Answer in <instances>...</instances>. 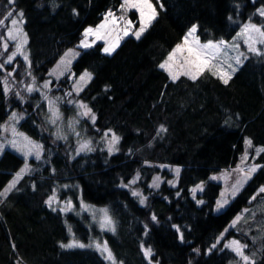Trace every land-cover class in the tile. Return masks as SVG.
<instances>
[{"label": "trees", "instance_id": "16d2710c", "mask_svg": "<svg viewBox=\"0 0 264 264\" xmlns=\"http://www.w3.org/2000/svg\"><path fill=\"white\" fill-rule=\"evenodd\" d=\"M120 3L0 0V19L10 9L23 13L28 56L26 66L17 58L0 68V123L13 109L22 110L17 128L42 149L40 159H29V171L0 199V264H107L92 249L60 247L68 238L64 218L75 236L85 239L87 229L86 214L54 211L45 203L58 185L60 195L74 198L79 191L84 202L108 208L115 231L100 236L120 264H226L233 258L226 248H209L230 219L252 203L264 168L219 212L213 210L219 184L206 179L234 166L246 140L252 141L245 147L250 152L264 148V54L247 56L228 84L208 71L196 80L181 75L172 81L159 65L192 25L200 42L230 39L245 20L264 27L256 12L264 9V0H154L157 16L139 39L123 33L111 54H104L99 42L79 49L69 72L51 80L49 91L62 97L65 117H74L69 99L92 109L95 122L87 117L78 122L91 151L79 154L72 136L52 133L37 93L22 96L21 104L14 90L3 89L7 71L18 90L27 80L40 83L60 55L76 47L85 27L104 20L102 12L135 22L136 13L121 11ZM83 71L92 79L79 94L70 92L72 78ZM161 125L166 131L157 135ZM106 130L120 138L111 154L99 143ZM251 161L264 165V152ZM21 165L18 155L2 151L0 190ZM158 165L180 168L174 187L165 182L155 190L147 187L154 174L167 177ZM134 176L137 191L147 197L144 204L128 184ZM203 180L197 195L203 203L197 204L189 189ZM142 245L151 248L150 260ZM255 264H264V249Z\"/></svg>", "mask_w": 264, "mask_h": 264}, {"label": "rangeland", "instance_id": "374dc122", "mask_svg": "<svg viewBox=\"0 0 264 264\" xmlns=\"http://www.w3.org/2000/svg\"><path fill=\"white\" fill-rule=\"evenodd\" d=\"M9 1H11V0H9ZM156 1L158 2V0H156ZM120 2H121L120 3V6H121L123 0H120ZM150 2L152 3V5L154 6V8L156 10V6L154 4V0H150ZM129 11H134L136 13V18H137V20L135 21L136 23L134 21H131L130 18L127 15L123 16L124 17L123 21H125V22L131 21L132 29L129 32V34L133 38H136V36L133 33L136 30H138L139 27H140V14H139V12L136 9H129V10L125 11V12H129ZM256 12H257L258 15H260L259 14V10H257ZM9 13H12V15L9 16L8 15ZM20 13H21L20 10H18V12H17V11H14L13 9H10L8 11L7 15H5L3 19H0V20L3 21V23L0 24V64H3V65L4 64H9L8 63V56L16 51V44L18 43V41H14V40H11V39L8 38V35H7L8 34V30L11 28L13 30V32H15L16 29L19 28L21 30V32L24 34L23 29H22V18L19 15ZM262 17H263V21H264V16H262ZM13 19H16V20L19 21V23L17 25H15V26H13L11 24V21ZM248 23L257 25L256 23H254V22H252L250 20H245L244 22H242L239 25V27L237 28L235 33L232 35V37L230 39H226L225 40V41H227L229 43H233L234 42L235 44H237L239 46L238 48H235V49H233V48L225 49L224 50V54L219 57L220 62H223L225 67L228 64H231L232 67L237 68L240 65V64L237 65L236 62H235V57L237 55H240L241 61H243L247 56L249 57V56H253V55H255V56L259 55V54H256V53H253V52L249 51L248 45L244 41V37H239V38L235 39V41L233 40L234 37H237V33L241 32V29L243 28V26L245 24H248ZM257 26L258 27H262L261 25H257ZM192 27H193V25L190 26L186 30V32L182 35L180 40L174 44V46L170 49V51L168 52V54L166 55V57L164 58V60L160 64L164 63L167 60L169 53L172 52V50L176 47L177 44H183L184 36L189 32V30ZM194 36L196 37V34H194ZM192 39L193 38H190V42H191ZM216 41H219V40H216ZM5 42H7V44H8L7 50H5L4 47H3ZM213 42H215V41H213ZM199 43L204 44V43H207V42H200L199 41ZM256 46L260 49L261 53H264V45L257 44ZM23 51H24L25 54H27L26 53L25 44L23 46ZM65 51L60 55L61 59H59V61L55 64V66H53V68L58 66V64H60L62 58L65 57V53L68 52V51H66V52ZM178 56H179V53H178ZM17 58H19L24 63L25 66L27 65V61H25L23 55H20V54H17L14 57V59L11 62V64H13V62ZM180 62L181 61L179 59H177V61H175V63L173 64V70L174 71L179 70L178 69V65H179ZM69 67L70 66H68V68L66 70L63 69L64 74L69 72ZM159 67H160V65H159ZM52 69H51V71L49 73L50 75L46 76L40 83H36L33 80H27V82L22 83L23 85L21 86L20 90L16 89L18 87H15V84H14L13 80L11 79L10 74H11L12 71H7V72H5L3 80H2L3 81L2 82L3 83V89H4V91L6 93H8L10 90H14L16 96H18V98L20 99V103L21 104H23L22 101L24 100L23 97H25V94L37 93L39 95V97H40V101H41V103L43 105V109L45 111V122H46V125L48 127H50L52 133H55L56 136H58V137L66 138L67 135L72 136L74 138V140H75V152H77V150L79 149L81 143H83L84 141H90L88 137H85L83 135V130H82L81 126H78V122L80 121V119L83 118V117L85 118L87 116L81 115L80 113L83 111V109H81L78 106L77 102L72 103V101L70 99L67 100L66 103L72 105L71 107H72V109L74 111V117H70L71 114H68V117L63 116V112L60 110V105L62 103V97L58 96V94L51 93L49 91V88L48 89L43 88V85H44L45 81L53 80L50 77L52 75ZM162 70L165 71V73L169 77L168 71H166L165 69H162ZM84 72L85 71H83V73ZM81 75H78V76L73 77V78L70 77V79L72 78L70 92L76 93L74 91L73 85L76 82V80L79 79V77ZM56 80L57 79H54V81H56ZM29 85H32L35 90L32 91V92H28L27 91V86H29ZM83 87H84V85H83ZM5 89H7V91ZM49 101H53L54 102V107L56 109H58V112H59V118L53 117L52 113L49 111ZM13 114H15V117H14ZM21 115L24 116V113L22 112V110L13 109L10 112V114L6 117V119L2 123H0V145L3 146L2 148H0V154L2 153V151L4 149H8V150L12 151L13 153H15L16 155H18L20 158L21 157L22 158L23 157H28L29 159H32L34 161H38L39 159H36L34 153L33 154H29V155H25L24 151H21L19 148L12 147V143H11L12 141H16V143L18 145H20L21 147H24L27 144V141L22 140L20 138H17L16 140L14 139V140H12L10 142L8 140V137L11 135V132H12L11 129L16 125V123H17V121H18V119H19V117ZM21 119H23V118H21ZM53 119H56V123H52L51 122ZM87 119L91 120L90 117H87ZM18 131L20 132V133H18V134H20V136H23V138L26 137L28 141H31L34 144L39 145L38 142H36V141L32 140L31 138H29L26 134L21 132L19 129H18ZM108 132L109 131H107V130L104 131V133H102V135L99 137L100 145L106 150H108V144H109V140L111 138V133H112V132H110L109 136L105 137V133H108ZM10 138H12V137L10 136L9 139ZM245 147H246V144L244 143V149L245 150L238 156L237 162L235 163L234 166L228 167V168H225V169H221V170H219L217 172L211 173V174L208 175V177L206 179V181L209 180V181H213V182L219 184L218 194H217V196L215 198V202H214V206H213L214 212H219V211H221L223 209L222 208L221 210L217 211V201L221 199V193L225 192L226 189L230 190V185L235 183L236 180H238L240 178L241 174L238 171V166L244 168L245 171H246L248 166L255 164L251 160L254 158V154L257 153L256 150L258 148L255 149V152L254 151L250 152L248 150V148H245ZM246 151H247V154H248V159L246 161H244L243 157H244V154H245ZM83 152H85V151L79 152V154H81ZM41 153H42V149H40V156H41ZM25 164H27L29 169H30V165H29L28 161L27 162L25 161V163L21 166L20 169L24 168ZM255 165H260V164H255ZM176 168H179V167H173V166H169V165H158V169L162 170L164 173H166L167 177L164 179L162 176H160L158 173H156L148 181L147 187H149V188H151L153 190L157 189V187H152L153 179L156 178V177H159V180H160L159 185L161 184V182H165V184L167 186L174 187L175 184H176L177 176H178L177 173L175 172ZM212 177H218L219 179H212ZM133 180H135V182H136L137 181V176L132 177L128 181L129 186L132 187L131 188L132 189V191H131L132 193H133V191H137V188L134 186L135 183H130ZM169 181H172L173 183H169ZM9 183H7L2 189L4 190V188L7 187V185ZM204 183H205V180L199 181L198 183H196L195 185H193L189 189V195L196 203L199 200L197 198V195L200 194L202 191H197L195 193V196H193V193H192L191 190L193 188H195L197 185H200V184H203V187H204ZM60 186L61 185H58L56 188L54 187V189L52 190L51 194L45 199V203L49 199L50 196L55 195L56 201L53 203L52 207L55 208V209L57 208L58 210H60L61 208L65 207L66 202L70 200L71 203H72V208H71V210L66 211V212H71L73 214L75 213L77 215L86 214V218L83 221V224H84V226L87 229L86 230V234H84L85 239L81 238L80 236H75V232L73 231V229L68 224V221L64 218L63 221H64V226H65L67 234H68V238L63 243L60 244V247H61L62 244H69L73 240H76L79 243H82V244L86 245L83 248H89V249L94 250L107 264H112V262L109 261V260H106L104 258V255L99 250H97V248L94 246L96 243H100V244H104L105 243V241L100 236L101 232H108V233H113L114 232V231L109 230L108 228H101V220H102V217L104 215L101 210L107 209V213L110 216L108 208L106 206H100V205H95V204H92V203L84 202L80 198L79 191H78V195H76L74 198H69L66 195H64V196L60 195L59 192H58V188ZM261 186H264V182L257 188V190ZM59 189H61V188H59ZM257 190L255 191V193L253 195L257 194ZM253 195H252V197H253ZM1 198H3V197H0V199ZM229 199L231 201L233 198L229 197ZM197 204H199V203H197ZM85 205L87 206V208L84 207ZM245 209H248V211L245 212ZM61 212L65 213V211H61ZM238 215L242 217L241 220L235 226H231L232 225V221ZM235 233L236 234H242V237H241L242 240L236 238L235 237ZM232 240H238V241H240L241 244L247 245V247L244 248L243 251H244L245 255L250 257V260L255 261V260H257L260 257L261 251L264 249V193L259 194L257 196L256 200H252V203L249 206L243 207L238 213H236L230 219V221L226 224V226H224V228L218 234V236L216 237L215 242L211 245V248H209V250L210 249L215 250L216 248H222V249L226 248L225 244H227L228 242H230ZM213 245H215V247H213ZM61 248L62 249H69V248H64V247H61ZM72 248H74V247H72ZM79 248H81V247H79ZM226 249L231 251L232 254H233V258L230 261H228L226 264H244V261L241 259V257L238 256L231 248H226ZM142 252H143V248H142ZM113 257H114V255H113ZM114 259H115V264H120L116 260L115 257H114ZM146 259H148V258H146ZM152 264H154V263H152Z\"/></svg>", "mask_w": 264, "mask_h": 264}, {"label": "snow or ice", "instance_id": "6c2138e0", "mask_svg": "<svg viewBox=\"0 0 264 264\" xmlns=\"http://www.w3.org/2000/svg\"><path fill=\"white\" fill-rule=\"evenodd\" d=\"M163 7V5H160ZM121 11H127L129 9H136L140 14V27L138 30H136L133 34L136 36L137 39L140 38L142 33L151 25L152 21L156 18L157 12L150 2V0H123L121 4ZM259 14L261 16H264V9L259 10ZM9 16L12 15V13L8 14ZM21 17L23 16V13L19 14ZM120 20H123L124 17L121 16L119 18ZM117 18L115 14L111 11L105 14L104 23L97 26L96 29L93 28H87L85 29L84 35L87 38L90 35H95L97 39H104L105 37L101 35V29H105L109 23L112 25H117ZM3 21L0 20V24H2ZM19 23L18 20L13 19L11 21V24L13 26L17 25ZM131 30V21H127L125 23V27L122 29L124 35H128ZM196 32V26L193 25V27L189 30V32L184 36L183 44H177L176 47L172 50L171 53H169L167 60L160 64V68L165 69L169 73V77L172 81H176L179 79L181 75L189 77L191 80H196L200 75H202L205 71L210 72L213 76H217L220 80L223 81L224 84H228L229 80L231 79L232 73H234L237 69L232 67L231 64H228L226 67L224 66L223 62H220L219 57L224 54V50L228 48H238L239 46L237 44L229 43L223 39L219 41H208L207 43L201 44L199 43V38L195 37L194 34ZM8 38L14 41H18L16 44V51L13 52L11 55L8 56V63H11L14 57L17 54L23 55L24 60H28L27 54L23 51L24 44L27 43L26 35H24L19 28L16 29L15 32L10 28L8 30ZM244 37L245 43L248 45L249 51L256 53V54H264L260 52V49L256 46L257 44L264 45V27H258L255 24H245L243 28L241 29L240 33H237V37H234L233 40ZM190 38H193L190 42ZM81 45L85 48L90 47L88 43L85 41L81 42ZM4 49L7 50L8 44L7 42L3 45ZM116 45L113 44L111 46H107L104 48V52L111 54L115 50ZM179 53V56H178ZM186 53V54H185ZM79 55V53L74 52L73 50H69L65 53V57L62 58L60 64L57 66V70L64 69L66 70L68 66L71 65L72 59L75 56ZM242 55V54H241ZM179 59L181 62L178 65V69L174 71L173 70V64L175 61ZM236 64L242 63L240 55H237L235 57ZM4 65L0 64V68H3ZM54 70V73L57 71ZM64 71H59V75H63ZM59 76H57V79ZM34 79V78H33ZM92 79L91 73L85 71L78 80L74 83V91L79 94L80 91L83 90V85H85L88 81ZM50 87V81H45L43 88L48 89ZM7 91V89H5ZM35 89L32 85L27 86V91L32 92ZM68 95H71V93H68ZM71 102V101H70ZM78 106L83 109V111L80 113L83 116L90 117V119L95 122V114L92 112V109L89 108L86 104H83V102H77ZM49 111L52 113L53 117L59 118V112L58 109L54 107V102L49 101ZM15 117V114H13ZM52 123H56V119H53L51 121ZM166 129L163 127V125L160 126V129L158 130L157 135H159L161 132H165ZM111 130H109L108 133H105V137L109 136V133ZM119 137L115 133H111V138L109 140L108 144V151L111 154L113 151H116L115 145L119 142ZM25 140L27 141V144L24 147H21L16 143V141H12V147L19 148L21 151L25 152V155L33 154L35 155L36 159H40V145H36L31 141H28L25 137ZM245 144L248 147L252 146V141L250 139L245 141ZM91 141H84L80 144L79 149L77 152L82 151H91ZM3 146L0 145V148ZM257 155L259 153L264 152V148H258L256 150ZM248 159L247 151L244 154L243 160L246 161ZM264 168V165H250L248 166L247 170L245 171L244 168L238 166V171L241 174L240 178L236 180L235 183L230 185V190L226 189L225 192L221 193V199L217 201V211L221 210L222 208H225L229 203L231 198H235L236 195L241 191V189L244 187V185L252 179V176L260 169ZM29 171L28 165L25 164L24 168L20 170L16 174V177L7 185V187L4 188L3 191H0V197H4L10 192L13 188H15L16 183L20 179V177L25 173ZM175 172L177 175H179L180 169L176 168ZM138 178V177H137ZM212 179H219L218 177H212ZM130 183H135V180L131 181ZM159 177H156L153 179L152 187H159ZM169 183H173L172 181H169ZM124 187H128V185H123ZM193 196H195V193L197 191H203V184L197 185L192 190ZM261 193H264V186H261L257 190V194L253 195L251 198L252 200H256L257 196ZM179 195V193H177ZM133 196L140 197V203L144 204L146 202L147 197L143 196L142 193L138 191H133ZM56 201L55 195L50 196L49 199L46 201V203L49 205V207H52L53 203ZM197 203H203V201L198 200ZM87 208V206H84ZM72 208L71 201H67L65 204V207L61 208V211H69ZM55 211L56 209L53 208ZM103 212V217L101 220V228H108L111 231H115L114 228V222L112 221V218L108 215L107 209L101 210ZM248 209H245V212H247ZM241 216H237L233 221L231 226H235L240 220ZM152 220L155 221L156 217L155 215L152 216ZM177 231H179L178 226ZM223 235V234H222ZM180 239L183 240V234L180 235ZM86 245L79 243L76 240H73L69 244H62L61 247L64 248H72V247H85ZM97 250H99L106 260H109L112 262V264H115V259L113 257V254L111 250L107 246V242L104 244L96 243L94 245ZM215 247V245H213ZM226 248H231L238 256L241 257V259L244 261V264H255V261L250 260V257L244 254L243 249L247 247V245H243L238 240H232L225 244ZM143 248V253L146 258H151L152 256V250L151 248Z\"/></svg>", "mask_w": 264, "mask_h": 264}, {"label": "crops", "instance_id": "0c3cea01", "mask_svg": "<svg viewBox=\"0 0 264 264\" xmlns=\"http://www.w3.org/2000/svg\"><path fill=\"white\" fill-rule=\"evenodd\" d=\"M124 20V19H123ZM102 23H104V20H102V21H100L99 23H97L95 26H93V27H90V26H88V27H85L84 29H83V31H82V38L80 39V41L76 44V47H74V48H67L66 49V51H69L70 49L71 50H73L74 52H76V53H78V51H79V49H84L85 47H83L82 45H81V42L82 41H85L86 43H88L89 45H93L94 43H96V42H99V43H101V51L104 53V54H108V53H105L104 52V48L105 47H107V46H111V45H113V44H115L116 45V47L118 46V44H119V41H120V38H121V35L123 34V31H122V23H121V25H119V26H116V27H113L112 25H111V23H109L108 24V26L105 28V29H101L100 31H101V35H103L105 38L104 39H97L96 38V36L95 35H90V36H88L87 38L85 37V35H84V32H85V29H87V28H93V29H96L97 28V26L98 25H100V24H102ZM124 23H126L125 21L123 22V24ZM115 47V48H116ZM65 51V52H66ZM59 59H61V57L60 58H58V60L52 65V67L48 70V73H47V75L46 76H49L50 74V71H51V69L53 68V66H55V64L59 61ZM72 60L74 59V58H71ZM54 70H57V66L55 67V68H53L52 69V75L50 76L53 80L54 79H57V76H59V71H61V70H63V69H59V70H57L56 72H55V74H53L54 73ZM83 73V72H82ZM82 73H80L79 75H81ZM61 76V75H60ZM59 76V77H60ZM24 116H20L19 117V119H18V121H17V123H16V125L11 129V137L12 138H10L9 139V137H8V140H9V142L10 141H12V140H16L17 138H20V139H22V140H25V138H23V136H20V134H18V133H20L19 131H18V129H17V125H18V122L21 120V118H23ZM26 141V140H25ZM40 145V144H39ZM21 159H22V165L25 163V161L27 162L28 161V157H21ZM21 165V166H22ZM21 168V167H20ZM18 169V171H16V172H14L13 174H12V176L10 177V179L7 181V183H9L11 180H13L15 177H16V174L18 173V172H20V170L21 169ZM29 168V167H28ZM27 173V172H26ZM24 175V174H23ZM22 175V176H23ZM21 176V177H22ZM20 177V178H21ZM6 183V184H7ZM5 184V185H6ZM4 185V186H5ZM3 189H1L0 191H2Z\"/></svg>", "mask_w": 264, "mask_h": 264}, {"label": "built area", "instance_id": "2783aa9c", "mask_svg": "<svg viewBox=\"0 0 264 264\" xmlns=\"http://www.w3.org/2000/svg\"><path fill=\"white\" fill-rule=\"evenodd\" d=\"M106 13H108V10H106V11H104V12L101 13V18H102V19L105 18V14H106ZM116 18H117V21H118V22H117V25H119L121 20L119 19V16H116ZM111 25H112V24H111ZM117 25H115V26H117ZM112 26L115 27L114 25H112ZM124 27H125V24L122 25V28H124Z\"/></svg>", "mask_w": 264, "mask_h": 264}]
</instances>
